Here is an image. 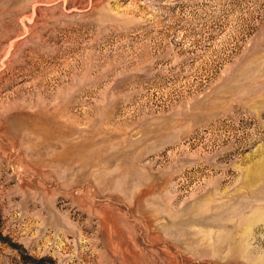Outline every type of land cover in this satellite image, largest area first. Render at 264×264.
Instances as JSON below:
<instances>
[{"label":"rangeland","instance_id":"1","mask_svg":"<svg viewBox=\"0 0 264 264\" xmlns=\"http://www.w3.org/2000/svg\"><path fill=\"white\" fill-rule=\"evenodd\" d=\"M0 264H264V0H0Z\"/></svg>","mask_w":264,"mask_h":264}]
</instances>
